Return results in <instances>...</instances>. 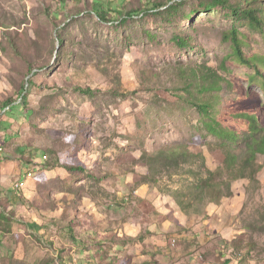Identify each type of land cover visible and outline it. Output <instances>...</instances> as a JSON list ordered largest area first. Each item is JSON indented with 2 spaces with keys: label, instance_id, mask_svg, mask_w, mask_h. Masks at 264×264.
I'll list each match as a JSON object with an SVG mask.
<instances>
[{
  "label": "rangeland",
  "instance_id": "rangeland-1",
  "mask_svg": "<svg viewBox=\"0 0 264 264\" xmlns=\"http://www.w3.org/2000/svg\"><path fill=\"white\" fill-rule=\"evenodd\" d=\"M211 2L0 0V164L20 168L0 190V264H264V156L241 166L246 116L264 129V29ZM215 72L221 89L201 93ZM206 179L233 195L209 205Z\"/></svg>",
  "mask_w": 264,
  "mask_h": 264
},
{
  "label": "trees",
  "instance_id": "trees-1",
  "mask_svg": "<svg viewBox=\"0 0 264 264\" xmlns=\"http://www.w3.org/2000/svg\"><path fill=\"white\" fill-rule=\"evenodd\" d=\"M245 2L249 3L250 1L245 0ZM178 6L179 5L169 6L166 9L168 11L169 15H171L173 12H176L178 10ZM218 6H229L231 14L236 16L237 19L243 18V19L248 20L249 26L252 29H261V30L264 29V9L263 8H254V7L250 6V7H246V9H244V10H241L240 6H237V7L232 6L228 3L227 0H212V2L210 4L205 6V11L210 12L211 10H213L214 8H216ZM93 12L99 20L106 21L108 12H106V10H104V8L102 6L95 3V8H94ZM129 15L130 16H128V15L124 16V18H125L124 21L126 20V18L133 17L136 14L132 13ZM230 39L232 41V47H233L232 50H233V54L235 55V57L243 65L253 66L254 65L253 64L254 58H247V57H244V55H243L241 42H240L239 37H238V31L233 30L230 33ZM177 40H178L177 44L180 47H185L188 44L187 42H185L181 38L177 39ZM61 44H63V41H61ZM183 79H184V76H183ZM215 80H218V81L221 80V78L217 72H215V75L212 77L207 76L206 74H203L202 76H200L201 85H200L199 91L201 93L219 91L221 89V87H219V84L216 85ZM208 81L211 83L209 84ZM182 89L184 90V86ZM80 91L83 93H86V94H89L91 92V90H80ZM186 91L190 92L189 89H187ZM24 99H22V100L24 101ZM181 99L184 100L183 97ZM191 103L195 106V108H197L200 111V113L203 116L209 115V109H211V108L206 102H200V101L196 102V98L194 96ZM246 119H247V122L245 124V128H246V133L248 134V138L246 139L247 140L246 141V143H247L246 144V153L248 155V158L246 159V161H244L241 164V166L244 169H246V167H248L250 164L254 165V163L256 162V159H257V155L264 156V129H262L260 127V119L255 114H248L246 116ZM204 124L206 125V128L210 134H212L214 136L224 137L229 142H232V144L238 142V140L240 139L237 136L235 131L232 132V131L225 130V129L221 130L220 124H218V122L216 120L207 121ZM179 149H180L179 147L174 148L173 150L167 151L165 153L163 152L162 155L168 154L169 157L171 158L175 154L176 151H179ZM190 149H191V147L184 145V151L186 153ZM1 151H2V149H1ZM143 157L144 158L148 157V154L146 152H144ZM227 161H228V163L226 164V167H230L231 171L235 172V170L239 168V165L237 163L238 157L236 154L230 153L228 155V159L226 160V162ZM256 172H257V170H255L252 174L253 179H255V176L257 174ZM210 175H212V174L210 173ZM148 176H149V174H148ZM242 178L245 179L246 178L245 175H243L241 177V179ZM196 189L199 190V192H202V195L200 196L201 198L206 197L207 192L212 193L213 198L209 201V205H212L213 207H219L221 205V203L223 202L222 201L223 199L229 198L233 195V192H232L230 185H227V188H223L221 185L217 186V184H214L213 182H210L207 179H206V181H203L202 185H198L196 187ZM14 201L16 202L17 199L15 198ZM188 203H190L189 200H184V204H183V202H180L179 207L182 210H184V215L189 218L190 214H188L187 206H186V204H188ZM164 219H167V217H164ZM174 219L176 220L177 218L174 217ZM178 225L180 227L179 230H184V228H186V226H184L182 223H180ZM194 259L195 258H192V259L190 258V260H192V261H194ZM197 260H198V258H197ZM179 264H181V263L179 262Z\"/></svg>",
  "mask_w": 264,
  "mask_h": 264
},
{
  "label": "crops",
  "instance_id": "crops-1",
  "mask_svg": "<svg viewBox=\"0 0 264 264\" xmlns=\"http://www.w3.org/2000/svg\"><path fill=\"white\" fill-rule=\"evenodd\" d=\"M10 167L12 168V170ZM14 170H16L15 173H14ZM19 173H20V168L16 166L15 162L13 164H8V163L5 164L4 162L1 163L0 164V190L3 191L4 189L12 188L13 183H11V177L17 176V174ZM19 180L20 178L17 179V181Z\"/></svg>",
  "mask_w": 264,
  "mask_h": 264
},
{
  "label": "bare ground",
  "instance_id": "bare-ground-1",
  "mask_svg": "<svg viewBox=\"0 0 264 264\" xmlns=\"http://www.w3.org/2000/svg\"><path fill=\"white\" fill-rule=\"evenodd\" d=\"M177 241L176 240H173V245H176Z\"/></svg>",
  "mask_w": 264,
  "mask_h": 264
}]
</instances>
